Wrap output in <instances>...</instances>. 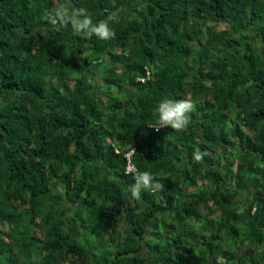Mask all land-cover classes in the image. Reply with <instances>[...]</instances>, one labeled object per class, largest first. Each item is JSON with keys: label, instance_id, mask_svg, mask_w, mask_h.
Here are the masks:
<instances>
[{"label": "trees", "instance_id": "trees-1", "mask_svg": "<svg viewBox=\"0 0 264 264\" xmlns=\"http://www.w3.org/2000/svg\"><path fill=\"white\" fill-rule=\"evenodd\" d=\"M70 3L116 38L0 0V264H264V0ZM186 97V131L150 126ZM128 161L162 189L131 198Z\"/></svg>", "mask_w": 264, "mask_h": 264}, {"label": "clouds", "instance_id": "clouds-1", "mask_svg": "<svg viewBox=\"0 0 264 264\" xmlns=\"http://www.w3.org/2000/svg\"><path fill=\"white\" fill-rule=\"evenodd\" d=\"M45 19L52 25H68L70 23L73 34L85 39H91L95 36L100 40L109 41L116 38L115 29L110 26V22H118V12L116 11H108L106 19L93 23L86 8L74 7L70 0H57L56 7L47 14ZM196 106V102L187 97L179 100L163 99L155 109L158 120L150 126L156 130L170 127L176 132L186 131L191 123L190 114L196 111ZM206 154L200 149H196L193 152V159L200 163ZM126 171L133 176L134 183L129 186L128 191L131 198L135 200L141 198L142 191L154 193L163 187L150 171H140L136 168H130Z\"/></svg>", "mask_w": 264, "mask_h": 264}, {"label": "rangeland", "instance_id": "rangeland-1", "mask_svg": "<svg viewBox=\"0 0 264 264\" xmlns=\"http://www.w3.org/2000/svg\"><path fill=\"white\" fill-rule=\"evenodd\" d=\"M252 38L254 39L255 37L252 36ZM99 78H100L99 75H97L95 77V79H96L97 82L100 80ZM249 197H250V192H245L244 194L240 195L237 198V200H238V202H243V201H247L249 199ZM176 199L178 200V197L177 196H176ZM176 203H177V201H176ZM170 223H171L170 220L167 219L165 222L159 223L157 225V227H155V228L147 227L146 230L148 232V235H146L145 240L148 243H151L152 244V242L153 243H158V241L160 240L159 235L169 236L171 230L173 229L172 226L170 225ZM88 235H89V238L90 239H95V235L90 234V233ZM259 256H260V254L259 253H256L253 258L251 257L252 261H254V259L258 258ZM246 260H247L248 263H245V264H252V261H250V259L247 258ZM96 261L97 262H94V264H111V261L104 262L101 259L96 260ZM238 263H239V261H238Z\"/></svg>", "mask_w": 264, "mask_h": 264}, {"label": "built area", "instance_id": "built-area-1", "mask_svg": "<svg viewBox=\"0 0 264 264\" xmlns=\"http://www.w3.org/2000/svg\"><path fill=\"white\" fill-rule=\"evenodd\" d=\"M148 74V72H147ZM148 75H146L147 77ZM145 77H137L138 80L143 81ZM132 151H130L126 156L128 157L131 154ZM129 163H127L126 165V170L130 169V168H134V166L130 163V161H128Z\"/></svg>", "mask_w": 264, "mask_h": 264}]
</instances>
